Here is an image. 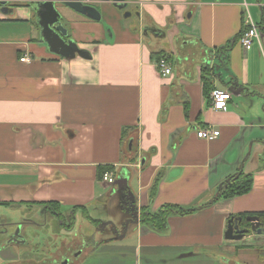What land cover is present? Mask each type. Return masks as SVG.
Here are the masks:
<instances>
[{
	"label": "crops",
	"instance_id": "0c3cea01",
	"mask_svg": "<svg viewBox=\"0 0 264 264\" xmlns=\"http://www.w3.org/2000/svg\"><path fill=\"white\" fill-rule=\"evenodd\" d=\"M5 1L13 10L0 11V264H264V234L224 238L230 218L264 213V40L247 48L236 40L245 14L263 34L264 0H126L151 31L87 40L78 45L87 57L69 61L33 44L40 33L29 4ZM158 53L169 76L157 69ZM203 68L212 89L243 91L225 110L210 107ZM204 128L218 138H197ZM105 168L112 185L101 180ZM239 169L253 177L249 193L213 203ZM106 196L120 212L129 206L124 236L68 253L59 239L35 261L40 249L27 234L51 232L49 222L55 238L70 231L43 204L58 203L63 218L73 211L75 223L81 207L90 216ZM165 205L195 211L170 216L162 233L133 222V208Z\"/></svg>",
	"mask_w": 264,
	"mask_h": 264
},
{
	"label": "rangeland",
	"instance_id": "374dc122",
	"mask_svg": "<svg viewBox=\"0 0 264 264\" xmlns=\"http://www.w3.org/2000/svg\"><path fill=\"white\" fill-rule=\"evenodd\" d=\"M93 8L96 7L97 12L100 14L99 21H92L87 19L83 16H80L76 13H71L68 11V14L74 18L77 26L73 29L71 26H67L65 24L63 27L67 30L68 33L71 35V39H73L76 44L83 43L87 40H95L98 39L100 42L104 38L109 37L110 34H114L117 40L123 36V32H128L130 34H137L140 23L138 22L136 13L133 9H127L121 11L120 9L116 8L111 2L99 3V4H92ZM112 32V33H110ZM38 38L33 42L34 45L37 47L45 46L41 43V39ZM125 39V38H123ZM46 49V48H45ZM136 184V181H134ZM115 186V185H114ZM106 202L102 205L94 204L90 207V218L93 220H97L99 224L96 226L90 223L84 216L81 211H78L75 215L76 222L74 223L72 229L70 231L62 232L60 238H55V234L57 232L53 229L54 223L49 224L51 225V232L42 231L40 232H32V234H27V238L33 240V243L38 250L35 252V256L37 259L35 261H39L40 255L44 256V259H48L49 256L47 253L41 250V247L45 245H49L52 249L55 248V241L65 240V248L66 253L70 247H74L75 243H83L86 241L88 244L92 246L95 244L101 243L103 239L108 236L114 237L118 234L123 235L125 231V226L128 224L130 218L127 216L129 215L127 211L129 210L128 205H124V211H119L118 209V202L117 197H108L105 198ZM37 217L39 221H42L40 216ZM116 221V222H115ZM70 222V220H69ZM68 222V224H69ZM53 225V227H52ZM114 225L118 229V233H114ZM64 230V229H63ZM54 236V237H53ZM74 253L71 255V259ZM80 260V259H79ZM70 261V260H69Z\"/></svg>",
	"mask_w": 264,
	"mask_h": 264
},
{
	"label": "water",
	"instance_id": "95a60500",
	"mask_svg": "<svg viewBox=\"0 0 264 264\" xmlns=\"http://www.w3.org/2000/svg\"><path fill=\"white\" fill-rule=\"evenodd\" d=\"M99 2H108L109 0H97ZM56 2L63 3L66 7L71 9L74 13L83 16L92 21H99L100 14L97 12L95 8L86 4L81 0H34L31 2L32 10L35 12L38 18V25L40 29L41 38L44 42L46 49L55 56L63 58L64 60H71L77 56L87 57L86 52L80 49L77 44L73 41H65L64 37H66V30L59 23V14L55 9L54 4ZM7 1L0 0V11L7 15L11 13L13 8H9L7 5ZM107 39H110V37ZM261 40H264V34H261ZM216 66V65H215ZM214 66V67H215ZM229 90L233 95H239L243 92L241 89H235L234 87H230ZM126 181H122L120 178L116 181V185L121 187ZM133 216L135 221L138 222V213L133 208ZM250 224V231L257 235L264 234V224L260 221V219L256 216H249L245 219ZM132 220L128 221V224ZM233 218H230L227 222V228L224 234V238L228 241H238L246 236L247 230L238 229L237 225L232 224ZM122 236L125 235L127 230V226ZM121 236V237H122ZM116 238H119L117 235Z\"/></svg>",
	"mask_w": 264,
	"mask_h": 264
},
{
	"label": "trees",
	"instance_id": "16d2710c",
	"mask_svg": "<svg viewBox=\"0 0 264 264\" xmlns=\"http://www.w3.org/2000/svg\"><path fill=\"white\" fill-rule=\"evenodd\" d=\"M258 28L264 34V26H259ZM240 35H241V32L237 35L236 40H239ZM228 49H229L228 47H223V48H220L218 51H216L218 54V57H220L221 55L226 56L228 53ZM156 56L158 57V59H160L162 57L166 58L163 54H160V53L156 54ZM158 61L159 60H157V62H156V66H157ZM201 75H202L201 80L203 82V88H204L206 95H207V93L209 94L210 91L212 90V83H211L212 77H211V75L213 76V74L207 68H203L201 70ZM112 169L113 168H105L104 170H101V174H100L101 177L103 176V174L105 172L112 171ZM157 182L158 181L156 180L153 184V187L151 188V195L149 196V200H152V198L155 194L154 192L156 191ZM252 184H253L252 175L251 174H245L242 172L241 169H239L237 172L230 175L228 178H226L224 181H222L219 184L217 191H216L215 198L213 200V203H216L219 200H228V199H233L235 197L243 196V195L249 193V191L252 188ZM43 206L45 207V211L51 210L53 214L57 215L58 217L63 218V216L58 213V210L60 207V205L58 203L49 202V203L43 204ZM80 209H82V212H83L85 218L90 223H92L96 226L99 224V222L97 220H93L89 217V215H88V213L84 207H81ZM194 211H195V209L184 210L180 207L165 205V206L160 207L155 212H150L149 206H144V207H141L139 209V222L155 233H162L166 228V221L170 216H172V215H178V216L190 215V214L194 213ZM70 213L71 214L69 215L68 218H70L71 222H69V224L67 226L68 230H71L73 225H74L73 211ZM247 216H249V215L243 214V215L238 216V217H240L244 220V218ZM256 216L264 224V213H258V214H256ZM233 218H235V217H233ZM246 230H247L246 235L252 234V232L250 231V228L246 229ZM257 250L261 254H264V248L263 247L257 248Z\"/></svg>",
	"mask_w": 264,
	"mask_h": 264
},
{
	"label": "built area",
	"instance_id": "2783aa9c",
	"mask_svg": "<svg viewBox=\"0 0 264 264\" xmlns=\"http://www.w3.org/2000/svg\"><path fill=\"white\" fill-rule=\"evenodd\" d=\"M244 25L246 26V30L241 33L239 37V44L242 48H247L252 45L254 42L261 43V34L257 29L256 25L253 24L251 18L248 14H245ZM29 60L27 57L21 58V62H25ZM157 67L159 72L163 77L169 76L171 73V69L169 63L166 61L167 59L162 57L158 59ZM229 99V94L218 87H214L209 93V105L214 111H222L225 110L226 102ZM196 136L199 139H203L206 141H213L219 136V131L212 128L202 129L196 131ZM102 182L108 185H112L114 183V174L113 172H106L103 174L101 178Z\"/></svg>",
	"mask_w": 264,
	"mask_h": 264
},
{
	"label": "flooded vegetation",
	"instance_id": "af4514ba",
	"mask_svg": "<svg viewBox=\"0 0 264 264\" xmlns=\"http://www.w3.org/2000/svg\"><path fill=\"white\" fill-rule=\"evenodd\" d=\"M24 2H26L27 4H29L31 7H32V5H31V2H33L34 0H23ZM81 1H84L86 4H88V5H90V6H92L93 7V5L92 4H99V1H97V0H95L96 1V3H90L89 1H86V0H81ZM112 3L116 8H118V9H120L121 11H123V10H127V9H133L134 11H135V13H136V16H137V19H138V22L140 23V26H139V29H138V33L136 34H132V35H139V36H142V35H144V34H147V32L148 31H151V29H147L146 28V26H143L142 25V18H141V13H140V11H139V9H138V6H136V5H134V4H136V2H128V1H126V0H109L108 1V3ZM105 3V2H104ZM129 5H134V6H136V8H134V7H132V6H129ZM6 6H8L9 8H12V6H13V4H9V2L7 3V5ZM54 6H55V9H56V11L58 12V14H59V23L62 25V27L65 25V24H67V26L69 27V26H71V18L69 17V16H67V14L66 13H68V11L69 12H71V13H74L71 9H69L68 7H66L63 3H59V2H56L55 4H54ZM94 8L96 9V7L94 6ZM33 20H34V22H35V24H36V26L39 28V25H38V18H37V15L35 14V12H33ZM64 28V27H63ZM65 29V28H64ZM66 30V29H65ZM39 31H40V29H39ZM40 33V32H39ZM66 33H67V35H66V37H64V40L67 42V41H70V40H73V39H71V35H70V33H68L67 32V30H66ZM110 33H112V32H110ZM109 37H114V34H110L109 35ZM108 37V38H109ZM40 39H41V43H43L44 44V42H43V40H42V38H41V34H40ZM76 43V42H75ZM77 46H78V44H77ZM79 47V46H78ZM71 213L69 212L66 216V218H62L61 220H60V222H69V220H70V218H68L69 217V215H70ZM250 216V215H249ZM249 216H247V217H249ZM247 217H245V218H247ZM245 218H244V220L242 219V218H240V217H235V218H233V221H232V224H234V225H237L238 226V229H240V230H246V229H249L250 228V224H249V222H247L246 220H245ZM73 219H74V214H73ZM70 222H71V220H70ZM264 226V225H263Z\"/></svg>",
	"mask_w": 264,
	"mask_h": 264
},
{
	"label": "bare ground",
	"instance_id": "6f19581e",
	"mask_svg": "<svg viewBox=\"0 0 264 264\" xmlns=\"http://www.w3.org/2000/svg\"><path fill=\"white\" fill-rule=\"evenodd\" d=\"M28 61V60H27ZM168 63H169V66H170V62L168 60H166ZM158 69V67H157ZM170 69H171V66H170ZM159 71V70H158ZM160 73V72H159ZM161 74V73H160ZM226 92V91H225ZM229 94V99L227 100V102L231 99V93L230 92H227ZM226 102V104H227ZM225 109H226V106H225ZM204 129H207V128H204ZM213 129V128H212ZM199 130H202V129H199ZM218 131V130H217ZM197 137V136H196ZM218 138V137H217ZM216 138V139H217ZM203 140V139H202ZM107 172H113V171H107ZM106 173V172H105ZM114 176H115V173L113 172ZM257 217V216H256ZM138 220H139V214H138Z\"/></svg>",
	"mask_w": 264,
	"mask_h": 264
}]
</instances>
